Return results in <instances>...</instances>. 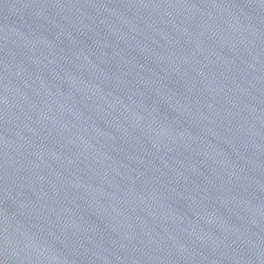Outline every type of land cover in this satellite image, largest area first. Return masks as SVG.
I'll list each match as a JSON object with an SVG mask.
<instances>
[{"label": "water", "instance_id": "95a60500", "mask_svg": "<svg viewBox=\"0 0 264 264\" xmlns=\"http://www.w3.org/2000/svg\"><path fill=\"white\" fill-rule=\"evenodd\" d=\"M0 264H264V0H0Z\"/></svg>", "mask_w": 264, "mask_h": 264}]
</instances>
